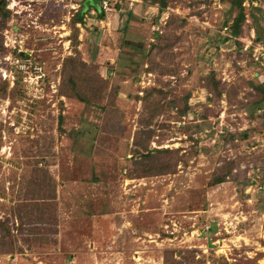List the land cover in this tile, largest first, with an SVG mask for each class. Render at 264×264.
<instances>
[{
	"label": "rangeland",
	"instance_id": "rangeland-1",
	"mask_svg": "<svg viewBox=\"0 0 264 264\" xmlns=\"http://www.w3.org/2000/svg\"><path fill=\"white\" fill-rule=\"evenodd\" d=\"M106 1L73 28L82 0H0V264H264V60L244 46L264 41V0L243 3L238 36L234 0ZM75 54L90 105L59 94ZM165 148L167 171L130 176ZM35 169L55 197L33 193ZM35 207L47 218L31 223Z\"/></svg>",
	"mask_w": 264,
	"mask_h": 264
},
{
	"label": "trees",
	"instance_id": "trees-1",
	"mask_svg": "<svg viewBox=\"0 0 264 264\" xmlns=\"http://www.w3.org/2000/svg\"><path fill=\"white\" fill-rule=\"evenodd\" d=\"M105 0H82L80 3V9L77 12L76 16L73 17L72 19V27L74 28L77 23H83V17L85 14L88 12L94 11L97 14L98 18H103L104 17V8H103V3ZM115 6L118 4L119 0H114ZM153 3H157L159 5V12H162L166 6L169 3V0H153ZM247 2L248 4L251 3L253 4V0H234V7L237 10V14L233 22L227 26L229 28V31L232 33V36H238L242 33V25L245 23V13L243 12V3ZM117 8L120 9V5H117ZM256 10H258L256 7H254ZM253 8V9H254ZM2 7H0V32L2 28L4 27L5 21L9 17V12L8 11H1ZM126 15L129 16L131 13V10L128 8H125ZM254 16V15H253ZM254 19L255 18L254 16ZM226 24V23H224ZM76 30V29H75ZM161 39H166L165 42L167 41V38H165L164 35L160 36ZM159 37V40H160ZM73 38V44H74V50L77 53L78 52V36L76 32L72 35ZM2 36L0 33V51H4L5 48L2 45ZM257 42L264 43L263 39L260 38L259 36L255 39ZM167 46L165 43L164 44H159L155 43L154 47L161 49ZM25 59H28L27 55H23ZM88 68V64L83 61L81 58L78 57L77 54L75 56L67 57L63 63H62V75H61V86L59 88V94L64 95L65 97L68 98H74L77 99L78 101L84 103L85 105H90V103L94 100L95 95H94V90H95V83L97 82L92 75V72L90 70H86ZM96 76V75H95ZM18 81V80H17ZM220 81L215 79L213 76H209V81L208 85L211 87L213 93H218V90L220 89ZM156 91V90H155ZM19 90L17 88H14L12 92H10L11 96L15 98L18 94ZM251 95H255L256 99L253 100L251 103L254 105H257V108L261 109L262 108V102L264 101V84L260 85H255L253 86V89L251 91ZM7 96V83L4 81H0V98H4ZM32 104H35L34 102ZM184 108H187L186 105ZM259 114H263V112H260ZM147 121V120H146ZM144 125L150 123V120L147 122H143ZM152 132V131H150ZM238 133H228L227 136L231 137V141L233 142L236 137L243 138L245 136V133H241L240 131H237ZM151 134V133H150ZM226 136V137H227ZM145 147H147L145 145ZM173 151L175 152L176 150L172 149H155L154 151H147L145 154H142V157L144 159H155L157 158L158 163L154 165H147L144 167V165H141L139 167V170L134 174H131L130 176H140V172H144V170L148 172H165L168 170V156H170ZM137 152V151H136ZM234 164L233 161L225 163V165L220 168L218 173H215L212 178L209 181V186L217 185L222 182H224L229 176L233 170ZM41 171V170H40ZM39 170L35 169L32 173L31 176V185H32V191L33 193L35 192H43L45 194H49V191L52 192V197H55V188L52 187V185H49V182H47L44 178L45 175H42ZM43 173L45 174V171L42 170ZM37 210L35 211V216L29 215L28 220L31 223H36L39 221L45 220L47 218L46 213L48 212L46 208L41 209L40 207H35ZM42 211V213H41ZM22 218V217H21ZM3 230H6L3 225H1Z\"/></svg>",
	"mask_w": 264,
	"mask_h": 264
},
{
	"label": "built area",
	"instance_id": "built-area-1",
	"mask_svg": "<svg viewBox=\"0 0 264 264\" xmlns=\"http://www.w3.org/2000/svg\"><path fill=\"white\" fill-rule=\"evenodd\" d=\"M106 3H107V1L105 0L104 1V4H106ZM227 29H228V27H224V30L225 31ZM256 45L257 44L255 43V45H254L253 41L251 40V41L247 42L244 46H245V49L246 50L249 49V48H251V50H253V53H250L251 56H252V58L255 60V62L262 64V61L264 60V58L261 55V52H264V48H263L264 47V43L259 42L258 43V48L256 47ZM254 48H256L255 49L256 52L254 51Z\"/></svg>",
	"mask_w": 264,
	"mask_h": 264
}]
</instances>
